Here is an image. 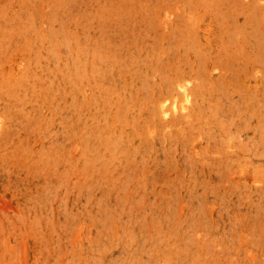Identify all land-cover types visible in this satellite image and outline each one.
Segmentation results:
<instances>
[{
  "label": "rangeland",
  "instance_id": "obj_1",
  "mask_svg": "<svg viewBox=\"0 0 264 264\" xmlns=\"http://www.w3.org/2000/svg\"><path fill=\"white\" fill-rule=\"evenodd\" d=\"M0 264H264V0H0Z\"/></svg>",
  "mask_w": 264,
  "mask_h": 264
}]
</instances>
